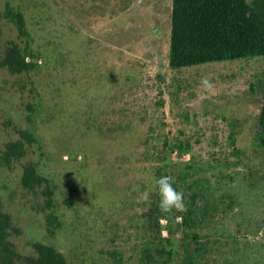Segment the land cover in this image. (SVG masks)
<instances>
[{
	"label": "rangeland",
	"instance_id": "obj_1",
	"mask_svg": "<svg viewBox=\"0 0 264 264\" xmlns=\"http://www.w3.org/2000/svg\"><path fill=\"white\" fill-rule=\"evenodd\" d=\"M7 7L24 13L37 61L0 69V201L17 254L42 242L69 264H145L163 244L168 264H264V56L172 69V0H0L4 48L24 46ZM21 129L39 143L3 164ZM27 162L51 180L53 236L41 190L21 184ZM164 175L194 207L188 228L186 211L162 213L160 230L149 217Z\"/></svg>",
	"mask_w": 264,
	"mask_h": 264
},
{
	"label": "trees",
	"instance_id": "obj_2",
	"mask_svg": "<svg viewBox=\"0 0 264 264\" xmlns=\"http://www.w3.org/2000/svg\"><path fill=\"white\" fill-rule=\"evenodd\" d=\"M7 21L13 23L24 46L11 41L5 48L0 45V69L13 75H21L35 69L36 56L31 47V33L26 26L22 11L7 7ZM264 56V0H172L169 65L180 69L212 62L238 60ZM260 143L264 148V105L259 115ZM20 137L6 144L1 162L14 163L25 158L39 138L28 129L19 131ZM190 143L180 144L181 152H187ZM6 163V164H7ZM22 186L32 192L41 190L45 206L50 209L47 216L49 233L53 236L60 226L54 205L51 180L39 173L33 162L23 167ZM192 197V200L195 198ZM159 202L152 204L149 217L156 219L158 229L164 217ZM194 207L189 205L183 217L182 226L188 228L193 220ZM157 216H156V215ZM156 216V218L154 217ZM20 230L13 224L11 216L3 211L0 201V249L4 253L2 264H69L64 255L51 245L34 244L37 257L22 258L14 250L9 238ZM190 236L189 233L185 234ZM193 237H198L194 234ZM198 241V239H196ZM155 254L146 250L145 264H168L174 255L170 246L154 245Z\"/></svg>",
	"mask_w": 264,
	"mask_h": 264
},
{
	"label": "clouds",
	"instance_id": "obj_3",
	"mask_svg": "<svg viewBox=\"0 0 264 264\" xmlns=\"http://www.w3.org/2000/svg\"><path fill=\"white\" fill-rule=\"evenodd\" d=\"M201 87L205 91H211L213 89V84L207 78H203L201 81ZM160 202L159 209L162 213H171L172 211L184 212L186 211V204L184 200V194L182 191H177L173 186L174 181L171 176L164 175L157 179L156 181ZM150 199L149 191H144L138 196V201L147 202Z\"/></svg>",
	"mask_w": 264,
	"mask_h": 264
}]
</instances>
